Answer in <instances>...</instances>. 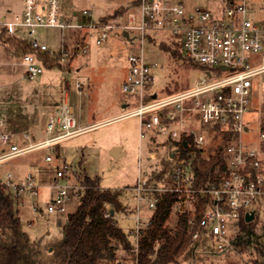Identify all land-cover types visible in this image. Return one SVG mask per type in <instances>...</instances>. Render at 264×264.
<instances>
[{
  "label": "built area",
  "instance_id": "built-area-1",
  "mask_svg": "<svg viewBox=\"0 0 264 264\" xmlns=\"http://www.w3.org/2000/svg\"><path fill=\"white\" fill-rule=\"evenodd\" d=\"M134 2L135 15L128 25L119 27L104 23L90 9H83L78 16H65L62 0H23L19 13L7 11L10 18L0 17V39L12 38L17 44H28L29 49L20 61L24 78L34 81L46 69L45 54L58 56L59 63L74 61L88 52L92 41L101 46L114 30L134 33L141 52L129 57V72L122 90L135 98L138 107L118 120L139 119V137L150 142L158 166L145 179L138 177L137 183L128 189L134 205L115 219L118 223L132 221L128 229L119 225L129 238L132 252L138 255L140 237L151 227L158 196L173 193L177 195L173 211L189 219L191 243L206 239L226 251L235 247L229 221L248 223L246 216L253 214L255 218L264 207V113H260L259 143L252 147L244 138L253 123L247 116L256 109L253 91L256 85L264 86V20L256 18L251 0H225L219 12L199 8L190 11L185 3L172 0ZM45 28L69 30L70 38L62 40L59 51L51 50L39 35V30ZM156 35L179 44L184 57L202 74L194 89L164 97L149 91L158 64L147 61L145 44ZM82 90L78 80L74 85L63 83L62 98L48 118L47 137L41 142L18 144L15 138L20 134L8 130L4 119H0V164L37 150L54 151L60 143L80 135L83 130L78 128L68 96ZM202 130L205 134L200 133ZM206 133L212 136L211 141L216 139L214 135H220L221 143L211 153L222 146L224 134L233 138L223 145L225 170L218 168L216 177L201 182L194 160L198 151L205 154ZM23 137L29 138L26 134ZM184 137L191 138L194 149L187 158H181L176 148L168 147V143L180 142ZM46 162L52 163L53 157L48 155ZM72 177L69 163L57 169L56 194L48 203L49 214L64 213L71 197H78L84 190L80 182L70 183ZM1 183L14 205L26 192L38 195L32 175L18 179L9 172ZM106 209L105 216L109 217L110 207ZM38 211L33 208V212ZM116 263L121 264L119 260Z\"/></svg>",
  "mask_w": 264,
  "mask_h": 264
},
{
  "label": "rangeland",
  "instance_id": "rangeland-1",
  "mask_svg": "<svg viewBox=\"0 0 264 264\" xmlns=\"http://www.w3.org/2000/svg\"><path fill=\"white\" fill-rule=\"evenodd\" d=\"M172 1L185 3L190 11L199 8L219 12L225 5V0ZM133 3L134 0H62V7L64 15L68 17L78 16L83 9H90L104 23L123 27L129 24L136 13ZM251 4L256 18L264 20V0H251ZM22 5L23 0H0V17L10 18L7 11L19 13ZM123 32L121 29L112 31L101 46H96L92 41L86 54H80L75 61L59 63L58 60L55 63L58 67L45 69L34 81L24 78L21 58H14L8 53L10 44L6 40L0 42V119L8 118L13 112L20 116H41L43 97H50L54 103L53 99L60 93L62 83L74 85L78 80L83 90L80 93L70 92L68 101L70 105L79 107L82 126H91L81 135L60 143L58 151L56 148V151L37 150L0 164L2 178L6 173L18 170L22 176L19 179L32 175L36 180L39 172L30 168L28 161L34 159L42 165L47 154L53 157L51 165L44 163L42 166L47 169L45 179L36 180L38 195L31 196L26 192L20 197L21 204H16L22 228L39 251L38 264H57L62 255L63 227L80 203L77 196H72L64 213L47 212L48 203L56 194V179L53 178L56 177L57 169L63 168L67 162L68 155H74L73 161L68 162L74 173L70 181L72 185L79 183V176L87 175L98 181L101 188L122 189L125 193L123 199L130 202L133 200L128 187L134 186L139 176L145 179L158 166L150 142L139 137V119L130 117L117 120L119 115L138 107L135 98L126 95L122 86L129 72V57L140 54V43L134 33H130L132 41H128L123 37ZM70 34L69 30L56 28L39 30L42 41L54 51L62 48V40H68ZM162 46H167L171 51H166ZM145 56L147 61L158 64L153 70L154 82L149 91L157 93L159 97L194 89L200 77L203 78L184 57L181 46L165 36L150 38L145 44ZM253 95L256 109L247 116V120L253 119V123L251 132L244 138L247 144L255 147L259 143L261 131L260 113H264V86L256 85ZM127 104L128 107H123ZM200 133L205 134L203 130ZM206 135L208 142L205 154L209 150L211 153L221 143L219 134L214 135V141L210 140L212 136ZM113 146L122 147L126 155L115 158L111 154ZM161 154L164 155V152ZM34 207L39 211L33 212ZM127 208L130 209L129 206ZM178 215L173 211L168 222L170 228L175 226ZM119 223L124 229L132 226L130 219ZM240 224L236 220L228 223L230 235L235 236V247L221 251L211 241L199 239L191 244L177 264H260L264 259L261 256L264 252V207L251 222L244 224L243 230ZM131 259L127 253L119 252V263L133 264Z\"/></svg>",
  "mask_w": 264,
  "mask_h": 264
},
{
  "label": "trees",
  "instance_id": "trees-1",
  "mask_svg": "<svg viewBox=\"0 0 264 264\" xmlns=\"http://www.w3.org/2000/svg\"><path fill=\"white\" fill-rule=\"evenodd\" d=\"M6 43L10 44L8 53L14 58H21L29 49L26 42L17 44L12 38H7ZM162 48L171 51L167 46ZM44 60L46 69L59 66L55 64L59 60L56 56L45 54ZM232 138V135L224 134L223 144L215 153L197 152L194 169L201 182L210 176L216 177L218 168L225 170L223 145ZM191 141V138L184 137L180 142L168 143V147L170 150L176 148L181 158H187L194 151ZM78 179L84 190L79 193L76 212L69 216L63 227L62 255L57 264H114L121 251L132 257L133 264H177L191 246L192 231L188 228L186 215H179L173 228L168 226L177 195L165 193L158 196L151 227L141 235L139 252L135 255L128 236L115 219L117 214L129 211L124 203L123 190L101 188L98 181L87 175ZM107 206L110 207L109 217L105 216ZM244 224L241 221L242 230ZM38 256L39 251L22 228L13 200L5 193L0 173V264H38Z\"/></svg>",
  "mask_w": 264,
  "mask_h": 264
},
{
  "label": "crops",
  "instance_id": "crops-1",
  "mask_svg": "<svg viewBox=\"0 0 264 264\" xmlns=\"http://www.w3.org/2000/svg\"><path fill=\"white\" fill-rule=\"evenodd\" d=\"M13 64H15V63H13ZM23 76H24V74H23ZM62 85H63V83H62ZM62 85H61V87H62ZM59 94L56 95L55 99H53L54 103L51 102V98L50 97H47V98L43 97V100H42L43 113H42L41 116H39V115L38 116H33V115H25V116L21 115L20 116L18 114H14V112H13L10 115H8V118H4V121L6 122L7 129L16 131V132H18L20 134L18 137L15 138V141L18 144L23 145V144H27L28 142H30V143H38V142H41L44 139H46V137H47L46 128H47L48 118L57 109V106H58V104H59V102H60V100L62 98V92L61 91H60ZM68 97H70V95ZM71 107L73 108L74 116H75V118L77 120V123H78V128L83 130L82 133H84L85 131L88 130V127L90 128L91 126H82L83 121H82L81 116L79 117V107L77 105H74V104H71ZM123 107H126V105H124ZM121 115H119L118 117H120ZM118 119L119 118H117V120ZM24 134L28 135L29 138L25 139L23 137ZM56 149L58 151L60 149V147L59 148L56 147ZM115 149L119 150L118 157H115V158L118 159V158L126 155V152L120 146H113L111 148V154H112L113 150H115ZM47 156H48V154L45 156V162L44 163H47V164L51 165L53 162L52 163L46 162V157ZM73 159H74V155H68L67 158H66L67 163L70 162V161H73ZM28 163L30 165V168H33L36 172H39V175L37 176L38 178H36V180H38V179L39 180H44L45 177H46V172H47V169H44L45 167H42L44 163L41 162L42 165H39V162L38 161L36 162L34 159L29 160ZM40 169H42L43 171H41ZM13 174L18 179L22 177L20 172H18V170L15 171ZM53 179L55 180L56 177H54ZM131 187H128V188H131ZM18 203H19V201H18ZM124 203H125L126 207L127 206L130 207V209H128V210H131L132 206L134 205V201L130 202L128 199L124 200ZM19 204H21V203H19ZM15 209H16V204H15ZM67 221H68V219H67ZM261 256H262V258H264V252L261 254ZM259 263L260 264H264V259H263L262 262H259Z\"/></svg>",
  "mask_w": 264,
  "mask_h": 264
},
{
  "label": "water",
  "instance_id": "water-1",
  "mask_svg": "<svg viewBox=\"0 0 264 264\" xmlns=\"http://www.w3.org/2000/svg\"><path fill=\"white\" fill-rule=\"evenodd\" d=\"M122 35H123V37L126 38L128 41H132V39H131V37H130V35H129V33H128L127 31H124V32L122 33ZM153 98L155 99V96H154ZM112 153H113L112 155H114V157H118L119 150L115 149V150H113ZM174 156H175V153H172V154H171V157H174ZM253 219H254V215H253V214H249V215L246 216V221H247V222H251Z\"/></svg>",
  "mask_w": 264,
  "mask_h": 264
}]
</instances>
